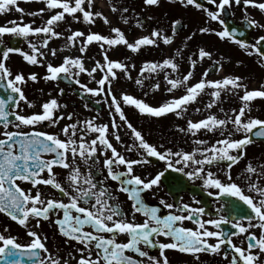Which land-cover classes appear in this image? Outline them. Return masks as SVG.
Wrapping results in <instances>:
<instances>
[{
  "label": "snow or ice",
  "instance_id": "obj_1",
  "mask_svg": "<svg viewBox=\"0 0 264 264\" xmlns=\"http://www.w3.org/2000/svg\"><path fill=\"white\" fill-rule=\"evenodd\" d=\"M145 5H158L159 0H143ZM183 6H194L197 9H202L209 20L216 21L221 25L224 20L221 18L222 13L227 8L232 6V3L239 5L241 0H209L210 4L215 5V10L204 8L197 0H179ZM244 5L252 4L264 11V3H255V0H242ZM18 0H0V14L6 13L15 7V11L21 13V22L9 21L13 26H0V37L9 34L17 38H27L30 35H44L41 47L47 48L49 40L58 38L62 34L54 31V27L58 22L65 19L66 14L74 20H79L82 14V19L85 23L92 24L96 17H102V13H93L90 10L92 0H45L47 9L57 10L51 15L46 24L42 27H33L29 23H23L24 10L17 6ZM113 11H117L114 7ZM44 9L39 12L30 13V15H39ZM126 12L127 9H124ZM105 23H108L107 17H102ZM127 22V21H125ZM249 27L256 24L254 20L246 21ZM139 24V21H137ZM179 21H173L172 31L175 34ZM111 32L114 37L105 36L99 33H89L85 37V33L81 31H73L67 38V43L75 46L78 38H83L79 47V52L84 54L87 51L88 45L93 42L99 44L103 54V63L95 62L92 68H86L81 57L65 56L58 66L47 64V75L45 80L56 81L63 77L71 79L82 90V94H90L93 97L104 94L105 103H109L107 97H111L109 103L111 128H118L116 117L122 121L130 130L133 137V144L127 148L131 152L135 149L141 156V159H128L125 155L118 152L116 147L108 138L109 125L96 124L94 120H85L82 122L66 124L61 132L66 139H60L59 135L38 130L37 126L42 125L47 121L49 125L55 126L61 119L65 118V114L55 115V111L66 105H60L53 98L50 101L42 104L41 113L22 114L15 109L19 108L21 101L32 107L31 102L27 101L22 85L27 80L37 81L36 73H31L27 78L22 73L13 75L5 61L9 58L12 52L19 53L23 59L31 65L41 64L42 61L38 57H44V52L40 51L35 44H31V54H28L20 48H6L2 51L0 58V88H7L10 93L6 99H0V124L3 131H0V213L6 214L13 221H17L21 226L28 227L31 218L36 219V226L39 227L41 220L49 221L51 216H57L54 224L58 228L61 236L68 241H75L82 245L77 249L81 253L78 264H144L143 261L133 258L127 254L132 252L138 257H146L147 264H170L165 250H176L184 254H192L196 259H199V253L219 254L222 251V246L227 245L237 255H233L229 264H258V255L252 253V249H259V253L264 254V231L257 238L249 229L257 225L249 224L248 227L243 226L240 221L247 219L252 220L251 215H243L239 217L235 223L220 216L219 219L203 220L205 209L203 207L192 208L188 203L179 205L168 203L164 199L159 201V204L169 212L166 215H160L161 208L157 206H149L142 198V193L151 190L153 187H158L161 177L165 171L172 169L176 172H181L188 177L189 180L199 179L202 181L204 190L208 196H228L238 199L247 205L251 213L260 221L259 227L264 230V186L253 182L251 177L257 173V168L249 163L245 169V176L242 180L248 181L250 191L256 192L259 199L245 194L241 186L233 180L231 169L238 164L246 155V146L253 143V137L264 138V120L259 118L245 119L246 113L250 110L249 104L256 98H264V85H261V90H247L242 83L241 77L227 76L222 80H207L209 70L206 69L202 74L201 79L187 86V82L193 76V70L196 67L197 60L189 57L190 67L182 79L170 78L165 72L164 80L167 85V92L172 93L179 87H186L185 94L160 104L159 106H150L142 99L134 98L129 94H121L117 98L111 88L114 79L117 78L115 69L121 70L128 75V67L119 62L109 59L105 45L108 48H113L117 45H125L132 52L138 51L142 46H150L156 43V40L149 36H144L137 39L134 43L129 42L119 28H112ZM202 34L213 33L221 40L232 38L234 30L223 28L216 31L209 27L199 29ZM151 37L159 38L161 33L158 30H153ZM163 42L169 44L172 37L163 35ZM187 39H191L188 37ZM264 41V36L259 37L255 44L249 46L243 40H233L242 49L251 47L252 50L264 59V51H261L259 45ZM2 42V41H0ZM57 54L56 49H51V55ZM179 54V53H178ZM252 52H249L251 55ZM198 58H211V53L200 48L198 50ZM170 69L171 72H178L179 66L173 60L165 58L161 63L146 62L140 69L141 73L147 71L154 73L157 70L164 71ZM219 70V68H217ZM97 71L102 75L96 79L93 75ZM81 73H86L89 77L95 80L97 88L88 87L87 84L81 83L79 77ZM137 85H142V79L135 81ZM159 84L153 85V88L158 89ZM211 88L212 100L206 105L207 108H212L217 103L218 98L223 91H233L244 89L243 95L239 97L242 106L239 111L233 109L232 116H226L224 119L218 118L214 114H209L206 118L193 122L187 121L186 128H180L179 131L190 133L196 136L201 130L208 132L219 131L222 139L216 140L210 147H194L191 152L188 151H173L172 149L158 150L157 146L150 144L144 137L141 131L137 130L127 119L123 111V105L134 106L140 114L148 115L155 118L166 116L169 113H174L177 117H182L187 111V106L194 103L197 97ZM63 89L60 93L63 94ZM14 94V95H13ZM147 95V94H145ZM11 102V103H10ZM96 103H100L99 100ZM13 108V110H9ZM87 108L88 105L86 104ZM199 111V109H197ZM223 111V109H221ZM73 113H67V119L72 120ZM10 117L14 119H10ZM231 124L236 133H243L240 139L233 138L232 131L227 130V126ZM10 125L15 130H9ZM24 128H30V131H23ZM227 130V135H224ZM80 133L77 137V133ZM95 134L90 141L85 140V134ZM119 140V136H116ZM195 145H205L204 140H194ZM111 152V156H107V151ZM43 154H51V159H44ZM70 154V157H69ZM100 155H105L103 166L107 170V178L117 181L119 184L118 191L128 194V198L133 201L134 213H141L145 217L143 223L131 222L121 217L118 207L112 202L115 197L112 196L107 189L99 187L94 182L92 172L89 171L86 175L82 174L79 167L76 166L77 157L85 164L89 161L93 163L90 167H95V162ZM155 157L159 161H163L164 171L158 172L154 178L143 179L141 176L134 174V166L149 163L148 158ZM221 163L227 165V181L223 182L217 178L211 170H206V167L217 166ZM59 166L68 171L66 184L59 182L54 173V167ZM123 166V171H115L114 168ZM186 169H191L187 171ZM47 172V178L41 176V173ZM264 178V166L257 176V179ZM18 181L30 183L32 189H35V194L31 190H25L20 186ZM38 185H48L57 190L62 197L67 198V203L63 199L44 198V194L38 188ZM209 189H214L215 192ZM91 198V199H90ZM94 200V203L91 202ZM81 202L87 207L81 206ZM199 203V201H196ZM175 209L176 214L172 210ZM62 212V217L58 213ZM191 221L195 228L182 226V222ZM221 224H230L233 229L232 233H225L222 230H209L208 225L216 229L220 228ZM90 228L91 231H86L85 228ZM7 231V229H5ZM104 233L112 234L111 238H106ZM127 234L129 239L127 242L118 243L116 236L118 234ZM247 234L249 241L247 249L238 247L233 244L232 237L239 234ZM28 236L31 238L27 244H21L16 237L12 235L0 234V261L4 264H24L21 258L27 257L30 264H59L57 259H54L50 254L42 258L41 253L48 254L47 236H41L36 231L29 228ZM164 236L170 238V242H161L155 237ZM215 238L216 243H210V239ZM148 249H158L159 257L151 256L148 251L142 250V247ZM93 247L95 248V256H93ZM87 251V255H84ZM225 259L228 258L227 252L224 254ZM65 264H68L65 261Z\"/></svg>",
  "mask_w": 264,
  "mask_h": 264
},
{
  "label": "flooded vegetation",
  "instance_id": "obj_2",
  "mask_svg": "<svg viewBox=\"0 0 264 264\" xmlns=\"http://www.w3.org/2000/svg\"><path fill=\"white\" fill-rule=\"evenodd\" d=\"M124 1L125 2L123 4V7L127 9L124 14H126L127 18L131 21L130 24L133 25L135 28L150 33H152L153 30H158L161 33V37H151L155 39L157 43H161L163 35H168L172 37V41L169 44H177V38L179 34L184 32L185 30H188V32L190 33L188 37L191 38L194 33H200L199 29L202 27H209L214 30H223V25L216 21L209 20L206 13L202 9H197L194 6L185 7L180 4L179 0H159V4L153 6L145 5L143 0ZM197 2L203 5L204 8H207L209 10H215V5L210 4L209 0H197ZM255 3H264V0H255ZM224 14H226L227 17L232 20L234 24L241 25L243 31L246 29L252 30L250 35L251 45L255 44L256 40L259 37L264 36V11H261L258 7H255L252 4L244 5L241 0V3L239 5L233 2L232 6L227 8L226 11L222 13L221 18L223 20ZM248 20H254L256 21V24L249 27L246 22ZM137 21H139V24L137 23ZM173 21H179L175 34L172 31ZM210 34L212 35L213 33ZM194 39H196V37H194ZM228 40L234 43L233 40ZM184 44H187V42L185 41ZM0 46V58H2V51L6 48H9L10 44H0ZM11 56L12 53L9 54V57ZM257 59H259L264 65V62H262L259 57ZM227 62V65H224V63H221L220 65L213 63L212 68H215V70L219 68V70H217L211 76L218 75L226 71H228V75L230 76H237L238 73L240 75L245 74L242 71L243 69H240L238 71V68L241 64H248L247 59L243 57H230L228 58ZM201 68L203 72L206 70L204 66ZM251 72L253 75L254 71L251 70ZM72 84L73 87L64 86L66 87V89H63V94L60 93V89H53L49 91V94L47 96L55 98L71 97L73 101L78 103V106H80V108H83V113L89 112L92 117H97V115L108 111L109 121L100 124L109 125L108 138L110 142L113 144L114 147H116L118 152L125 155L126 158L141 159L140 154L135 149H133L131 152L127 151V148L133 144V137L131 136L130 130L122 121L119 120L118 116L115 119L119 127L115 129L111 128V121L113 117L112 115H110L109 105L103 102L104 105L96 104L93 107L90 106L87 102L84 101V98L78 95V92L82 93V90L79 88V86L74 82ZM22 90L25 96L27 97V101L31 102L32 107H29L28 104L21 101L19 104V108L15 110L25 115L41 113L42 104L44 102H47V99L40 102L38 100L33 101L32 95L28 91L24 89ZM3 92H10V90H0L1 94H5ZM84 96L92 102L96 101L90 94ZM86 104L88 105L87 108L85 107ZM71 106L78 107L73 102H70V107ZM9 110L11 111L13 110V108L10 107ZM55 115H57L56 111ZM74 116L75 115H73V118ZM83 117L86 118V116H80V118L79 115L76 116L77 119H81ZM10 119L14 118L10 117ZM64 119H67V116ZM67 120L69 121V119ZM65 125L66 123L59 122L57 125L51 126L48 124L47 121H45L42 125H38L37 128L38 130L57 134L59 135L60 139L64 140L66 139V137L61 132V129ZM132 125L134 126V123H132ZM9 130L15 129L10 125ZM22 130L30 131L31 129L24 128ZM0 131H3L2 124H0ZM231 131L233 138L235 139H240L244 135L243 133H236L233 130V127ZM79 135L80 133L78 132L77 137H79ZM94 136L95 134L86 133L85 140L90 141L92 138H94ZM116 136H119L120 139L117 140ZM0 138L3 137L0 136ZM222 138L223 136L221 135L218 137V139ZM158 150L164 151L162 148H158ZM245 151L246 155L244 156V158L241 159L240 162L234 165L231 169V175L233 177V180L238 183L244 190L245 194L251 195L258 200V194L256 192L250 191L248 188V181L242 180L241 177L245 176L246 166L251 163V165L257 168V173L253 174L251 177L252 181L258 183L261 186H264V178L257 179L261 167L264 166V138L253 137V143L247 145ZM106 155L111 156L110 150L107 151ZM43 158L51 159L52 157L51 154H43ZM104 159L105 155H100L95 162V167H90V165L93 163L92 161H89L88 164H85L82 160H80L79 157H77L76 166L79 167L82 174L86 175L89 171H91L94 182L97 184L98 189L102 186L107 189V191L112 196L115 197V200L112 202L118 207L122 218H125L131 222L143 223L145 217L141 213H134L132 207L133 201L128 198V194L122 191H118V182L107 178V170L103 166ZM148 160L149 163L147 164L134 166V174L141 176L145 180L154 178L158 172L164 171L165 168L164 162L159 161L155 157H149ZM114 170L123 171L124 168L123 166H120L119 168H114ZM186 170L190 171L191 169ZM206 170H211L215 174V176L221 179L223 182H228L227 176L225 174L227 171L226 163H221L217 166H211L210 168L206 167ZM54 173L56 174V179L59 182L66 184V177L68 174L67 170L63 169L62 167L55 166ZM41 176L47 178V172L45 171L41 173ZM18 183L26 191L31 190L33 194H35V189H32L30 183L24 181H18ZM38 188L44 194V198L63 199L64 202H68L66 197H62L61 194L57 190L53 189L51 186L38 185ZM209 190L215 192L214 189ZM142 198L149 206L160 207V215H166L169 212L168 209H164L163 206L159 204V201L161 199H164L168 203H174L177 205L181 203H188L192 208L203 207L205 209V212L201 217V219L203 220L219 219L220 216H224L226 217V219L231 220L233 223H235L237 220H239L240 216H243L245 214L251 215L253 217L251 221L244 219L241 220L240 223L245 227H248L250 223L257 225L256 227H251L249 229V231L251 233H254L257 238L260 236L261 232L264 231L259 227L260 221L258 220V218L255 217V214L251 213V210L247 207V205L243 204V202L239 201L236 198L228 196H208L207 192L203 188L201 180H189L188 177L185 176L183 173L176 172L172 169H168L167 171H165L164 176L161 177L158 187H153L151 190L142 193ZM196 201H199V203H196ZM91 202L94 203V200H92ZM81 206L87 207L89 205H85L83 202H81ZM172 211L176 212L175 209H173ZM176 214L180 213L176 212ZM58 215L62 217V212L58 213ZM56 218L57 216L54 215L50 217L49 221L41 220L39 227L36 226V219L31 218L29 226L24 227L21 226L17 221H13L10 217L4 215L3 213H0V221H3V224L6 227L5 229H7V231H4V235L10 234L16 237L19 243L27 244L30 242L31 239L27 234L29 228H31L32 230L39 233L42 237L47 236L48 238L46 246L49 249V253H41L42 258L50 254L54 259H57L59 261V264H65V261H67L68 264H78V260L81 256V253L78 252L77 249L83 246L77 244L75 241H68L65 237L59 234L58 228L54 224V220ZM182 226L188 228H195V225L191 221L187 220L182 222ZM207 227L209 228V230H222L223 232L229 234L233 231H237L236 229H233L230 224H221L219 229H216L211 225H208ZM85 230L91 231V229L87 227L85 228ZM103 235H105L106 238H111L112 234L104 233ZM128 239L129 237L127 236V234L124 233L118 234L116 236V240L118 243L127 242ZM155 239L161 242H170V238L164 236L155 237ZM232 241L233 244L244 249H247L249 243L246 233L233 236ZM209 242L216 243L217 241L215 238H212ZM141 247L142 250L148 251L151 256L159 257L158 249H148L144 246ZM92 251L93 256H95L96 250L94 247ZM165 251L170 264H229L231 257L233 255H237L236 253H234V251H232V249L228 248L227 245L222 246V251L219 254H210L203 252L199 253V259H196L192 254H184L176 250ZM225 252H227L228 254L227 259H225L224 256ZM252 253L254 255H258V264H264V254L259 253L258 248L252 249ZM127 254L133 256V258L135 259L143 261L144 264H147L146 257H138L136 254L130 251L127 252ZM84 255H87V251H85ZM21 259L23 260L24 264H30L27 257H23ZM254 264H257V262L254 261Z\"/></svg>",
  "mask_w": 264,
  "mask_h": 264
},
{
  "label": "rangeland",
  "instance_id": "obj_3",
  "mask_svg": "<svg viewBox=\"0 0 264 264\" xmlns=\"http://www.w3.org/2000/svg\"><path fill=\"white\" fill-rule=\"evenodd\" d=\"M124 2V0H98L97 3L103 5V9H101L99 8V5L95 4L96 2L92 0V6L87 10H90L93 13H102V17H107V20L109 21L108 23H105L102 17H96L95 22L89 24L83 21L82 14L80 13H77V15L80 16L79 20H74L71 16L66 14L65 19L58 22L54 27V31L59 32L62 35L58 38L50 39L47 48L41 47L42 40L44 39L43 34L30 35L27 38H22L23 44L21 50L24 52L31 54V44H35L40 51L44 52V57H38L42 63L37 65L30 64L33 69H20V64L27 62L23 59L22 55L13 52L12 56L9 57L5 63L6 66L10 68L13 75L22 73L25 78H27L31 73L37 74V81L33 82L26 79V82L22 85V89L28 91L32 95L33 101L38 100L40 102L46 99L47 101H50L55 98L47 96L50 90L66 89V87L57 81L44 79L45 75H47L48 63L53 64V66H58L62 63L65 56L81 57L84 61L85 67L89 69L95 66V62L97 61L103 63L104 54L99 44L96 42L88 45L87 51L84 54L79 52V47L83 38H78L75 46H71L67 43V38L73 31H81L85 33V37L89 33H99L105 36L114 37L115 34L111 32V29L119 28L126 39L132 43L144 36H149L151 38L150 32L140 30L130 24L131 21L127 18L126 14H124ZM17 6L24 10L22 22L29 23L33 27L44 26L48 18L57 11L47 9L45 0H18ZM15 7L16 6H13L11 11L0 14V26H13L9 21L21 22V13L15 11ZM114 7L117 11L112 10ZM40 9H44V11L40 12L39 15H30V13L39 12ZM215 30L219 31L218 29ZM189 35L190 33L188 30H185L179 34L177 44H165L162 39L161 43L156 42L154 45L142 46L136 52H132L125 45H117L113 48H108V46L105 45V48L108 49L107 54L109 59L125 64L129 70L128 75L131 76V79H129L123 71L115 69L114 71L117 74V78L114 79L111 84L113 94L117 98H120L121 94H129L134 98L144 100L150 106H159L173 97H180L185 94L186 87H179L172 93H168L166 89L169 85H167L164 80V74L167 72L172 79H176L177 77L182 79L184 74L189 70H192L189 57L196 59L197 64L193 70L192 78L187 82V86L195 84L201 79L202 74L204 73L201 67L204 66V68L209 70L213 63L218 65L224 63V65H227L228 58L243 57L247 59L248 64H241L238 71L243 69L242 71L245 74L240 75L238 73L236 77L242 78V83L246 86L247 90H261V85H264V65L259 62L257 59L258 57L255 55L251 47L245 48L244 50L237 45H232L228 40H221L215 34L211 35L210 33H194L191 39H187ZM11 37L13 36L9 34L3 35V37H0V41H2L0 44H8V40ZM194 37H196V39H194ZM185 41L187 44H184ZM200 48H204L210 52L211 58L200 60L198 58V50ZM51 49L57 50L55 56L51 55ZM249 52H252V54L249 55ZM165 58L173 59L178 64V72L173 73L170 69H165L164 71L157 70L154 73H149L147 71L141 73L140 69L146 62L161 63ZM251 70L254 71L253 75ZM93 75L96 79H99L102 73L97 71ZM227 76H230L228 75V71L214 76H207L206 79L215 81L222 80ZM79 79L81 83L87 84L88 87H98L95 80H93L92 77H89L86 73H81ZM137 79H142V85H137L135 83ZM155 84H159L160 87L158 89L153 88V85ZM211 91V88L205 89V91L197 97V100L194 103L187 106V111L182 117H177L174 113H169L166 116L155 118L140 114L139 111L131 105L122 104V108L129 122L134 123L137 130L142 132L145 139L150 144H154L157 148H162L163 150L172 149L173 151L191 152L194 147H210L216 142L221 134L219 131L213 133L201 130L196 136H192L190 133L179 131L180 128H186L187 121L191 120L193 122H198L199 120L206 118L209 114H214L218 118L224 119L226 116L233 115V109L239 111L242 106L239 97L243 95L244 89H239L223 91L218 98L217 103L209 109L206 105L212 100ZM93 98L96 101H100V103L97 104L104 105L103 102L106 99L104 94ZM55 99L60 105H66V107H61L56 110L57 115L62 113H65V117L67 116V113H74L75 115L72 120L68 121L67 119H64L59 122L70 124L85 120H94V123L100 124L109 121L108 111L97 115V117H92L89 112L83 113V108H80L78 103L73 101L71 97ZM107 99L110 103L111 97H107ZM70 102H73L78 107H70ZM109 103H107V105H109ZM197 109H199V111H197ZM221 109H223V111H221ZM249 109L250 110L246 113L245 119L259 118L264 120V98H256L251 101ZM77 115H79V118L80 116H86V118L83 117L77 119ZM227 130H232L231 124L227 126ZM227 130L224 135H227ZM197 139L204 140L206 144L199 146L195 145L193 142ZM5 228L3 221H0V234H4Z\"/></svg>",
  "mask_w": 264,
  "mask_h": 264
},
{
  "label": "water",
  "instance_id": "obj_4",
  "mask_svg": "<svg viewBox=\"0 0 264 264\" xmlns=\"http://www.w3.org/2000/svg\"><path fill=\"white\" fill-rule=\"evenodd\" d=\"M224 28H228L229 30H234L233 37H232L234 40H243L247 44L250 42V40L247 37L243 38L242 34L238 33L237 27L230 20L227 19L226 15H225ZM248 32H250V31H248ZM10 43L12 44V48H19V46L22 44V40L18 39V38H13ZM259 47H260L261 51H264V42L263 41L261 42ZM58 80L64 84H69V82H67L63 77H61Z\"/></svg>",
  "mask_w": 264,
  "mask_h": 264
},
{
  "label": "bare ground",
  "instance_id": "obj_5",
  "mask_svg": "<svg viewBox=\"0 0 264 264\" xmlns=\"http://www.w3.org/2000/svg\"><path fill=\"white\" fill-rule=\"evenodd\" d=\"M94 2H97L98 0H93ZM99 7L101 8V9H103V5L102 4H99ZM71 45V44H70ZM72 46V45H71ZM19 68L20 69H25V70H28V69H33L32 68V66L30 65V64H28V63H22V64H20V66H19Z\"/></svg>",
  "mask_w": 264,
  "mask_h": 264
}]
</instances>
